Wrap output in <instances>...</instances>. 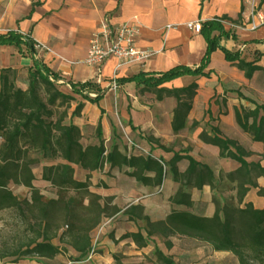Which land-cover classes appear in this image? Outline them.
Segmentation results:
<instances>
[{
	"label": "trees",
	"instance_id": "obj_1",
	"mask_svg": "<svg viewBox=\"0 0 264 264\" xmlns=\"http://www.w3.org/2000/svg\"><path fill=\"white\" fill-rule=\"evenodd\" d=\"M262 1L260 0V4ZM39 3L32 2V11ZM221 19L241 25L243 7L236 19L224 15L214 20L202 21L201 34L208 46L199 67L177 65L159 75L140 72L120 80L134 81L147 89H157L158 99L164 93L175 97L177 106L172 117L174 131L187 127V115L199 87L195 82L188 87L174 89L159 87L160 85L183 75L207 74L204 69L210 61L211 53L218 47L223 50L228 61L234 62L246 72V77H252L256 71L263 69L254 61L241 58L238 52H231L219 42L220 37H230ZM232 35L235 36L234 33ZM10 44L17 46L20 52L25 46L33 55L36 53L37 42L29 32L25 35L14 29L1 32L0 45ZM32 63L27 68L26 88L16 86L15 79L11 76L14 68H3L0 73V211H18L26 234L25 240H19L14 246L0 244V259L10 257L3 264H19L24 258H55L61 254H69V249H72L77 255L69 254L71 261H83L93 251V232L105 217L117 213L120 208L112 204V197H102L90 190L92 182L89 173L85 180L76 179L74 165H80L89 172L102 171L105 163L111 169L117 166L120 169L129 167L130 170L126 171L128 176L146 185L153 180L154 185L160 187L164 164L150 155L133 154L128 157L114 146L112 150L106 149L101 122L96 127L99 142L85 146L82 143L81 128L74 121V118L82 115L84 101L62 91L59 87L62 77L45 62L33 58ZM68 84L73 92L91 103H97L105 94L93 81H70ZM90 91L96 93V96L92 97ZM239 95L242 96L240 92ZM235 116L241 128L251 134L252 140L264 145V106L255 102L253 108H236ZM214 131V136L205 131L200 134V138L204 143L218 147L219 156L240 163L235 171L227 174L231 181L237 182L234 186L236 195L223 201L217 195L214 196L216 209L211 216L190 211V193L185 189L191 184L200 188L208 183L219 193L220 181L216 186L214 183L218 180L212 170L191 156H186L190 165L185 172H176L174 175L181 185L172 197V202L183 203L187 209L173 210L163 220H151L149 216L140 213L139 216L148 222L147 238L143 237L141 231L121 237L132 238L141 248L158 237L164 239L167 247L171 248L173 242L170 238L180 235L209 244L215 251L231 252L240 264H264V208H256L250 203L242 206L250 188L257 186V178L264 177V166L260 161L246 160L254 152L247 150L238 140L223 137L219 131ZM261 155L264 156V152ZM43 158L63 160L45 166L42 173V179L49 181L56 189V196L43 195L38 189L34 190L29 199L14 195L9 184L16 182L26 187L33 186V165ZM182 158L176 154L170 160V165H176ZM148 171L155 173L153 179L145 175ZM259 194L264 196V187L260 188ZM154 251L160 263L175 264L171 256L158 248ZM118 264L123 263L118 261Z\"/></svg>",
	"mask_w": 264,
	"mask_h": 264
},
{
	"label": "crops",
	"instance_id": "obj_2",
	"mask_svg": "<svg viewBox=\"0 0 264 264\" xmlns=\"http://www.w3.org/2000/svg\"><path fill=\"white\" fill-rule=\"evenodd\" d=\"M37 1L40 3L32 11V2ZM259 4L260 1L253 5L252 0H0V28H2L0 33L10 29L19 30L24 35L29 32L37 43L42 42L51 49L35 47L36 53L33 55L25 46L20 52L15 45H0V73L3 68L11 67L14 69L25 68L27 71V68L33 64V58L39 62H45L62 77L59 81L60 89L84 101L85 108L82 116H85L86 111L90 110L93 112L95 120L102 123V128L111 125L109 118L112 115L113 102L117 97L133 99V109L129 118V123H133V126H140L137 121L139 111L142 114L146 113V116L153 117L151 104L146 97L142 98L141 94L137 93L138 89L142 92H147L148 89L138 86L134 81L122 82L121 78H129L140 72L159 75V73L177 65L192 68L200 66L208 43L201 32H194L186 27L187 21L214 20L224 15L236 19L243 7V23L241 25L221 19V23L230 33V37H220L219 42L231 52H238L239 56L246 61H254L263 68L262 70L256 71L252 77H246V72L234 62L228 61L223 50L218 47L211 53L210 61L204 69L207 74L183 75L159 86L168 89L184 88L195 82L199 87L197 94L192 99V108L187 115L186 128L173 130L172 117L177 102L175 97L164 93L162 98H157L158 103H161L157 119L165 118V129L172 132L173 135L169 137L162 131L156 132L157 138L150 137L152 140L151 151L144 148L150 154L142 153L133 146L124 147L117 137L112 135L110 150L114 146L128 157L133 154L150 155L164 164V175L160 187L154 185L153 180L151 184L146 185L136 178L128 176L126 171L130 170L129 167L112 168V178L117 179V184L113 185L111 191L113 194L112 204L120 208L117 213L104 218L113 220L116 218L112 222L114 233L110 237H105L108 242L113 243L112 245L131 243L137 249L134 253L146 252L144 251L145 247H138L132 238L121 237L141 231L143 237L147 238L148 222L139 214L149 216L151 220H163L173 210L187 209L183 203L172 202V197L176 195L181 185L174 175L176 172H185L190 165L186 156H191L195 161L208 166L218 180L214 183L216 186L220 181L219 193L218 190L212 189L208 183L200 188L196 184H191L189 188L185 189L190 193L192 202L190 211L206 217L211 216L216 209L213 201L214 196L219 197L225 192L231 193L226 198L236 195L234 186L237 182L231 181L227 174L235 171L240 163L237 160L219 156L218 147L201 140L202 132L206 131L209 135L214 136L216 134L214 130H217L223 137L238 140L247 150L254 152L246 160L249 162L260 161L264 166V156L261 155L264 152V145L252 140L251 134L241 128L235 116L236 108L248 109L255 106L253 101L252 105L246 104L248 98L257 101L260 105L264 104V0L260 6ZM104 15L111 17L112 22L117 24L135 19L140 24L141 30L136 44L142 48L154 50L165 46L164 49L150 58L151 60L144 67L138 64H129L115 69L117 65L115 58L107 59L97 68L81 63L89 49L91 30L100 19L105 17ZM253 23L257 25V28L251 27ZM167 25H171V27L167 28ZM216 33L218 34V32ZM90 67H94V69L87 73ZM97 70L100 71L97 72ZM70 81L76 83L93 81L105 91V94L97 103H91L72 91L68 84ZM112 82L115 86L121 87L122 91L112 90L110 85ZM131 85L138 88H131ZM239 92L242 96L239 95ZM89 94L92 97L96 96V93L92 91ZM155 94L157 96V89ZM165 100L168 101L169 106L164 103ZM190 131L196 133L195 148L192 143L188 145L184 142V148L181 151L164 147L163 140L174 141L175 137L190 133ZM132 144L137 143L132 141ZM198 148L199 150H197ZM176 154L183 158L172 166L170 160ZM221 164H228L230 167L224 168ZM145 175L153 179L155 173L148 171ZM256 182L257 186L250 188L242 206L250 203L256 208H264V196L259 194L260 188L264 187V177H258ZM99 189L98 184L92 182L90 190L105 197V194ZM125 198L130 201L121 206L119 201ZM106 252L103 258H112L120 253L128 257L134 254L126 252L123 248L118 249V247L115 250L108 249ZM19 264L27 263L22 261Z\"/></svg>",
	"mask_w": 264,
	"mask_h": 264
},
{
	"label": "rangeland",
	"instance_id": "obj_3",
	"mask_svg": "<svg viewBox=\"0 0 264 264\" xmlns=\"http://www.w3.org/2000/svg\"><path fill=\"white\" fill-rule=\"evenodd\" d=\"M259 1L260 0H256V3L258 4ZM104 16L109 17L108 15ZM102 19H100L99 22L92 28L89 39L93 37ZM0 30H2V28H0ZM46 46L48 47V45ZM81 63H83V61H81ZM93 69L94 67H90L87 73H90ZM99 71L100 70H97V72ZM11 76L15 79L16 86L26 88V86L28 85L27 71L25 68L15 69V71L11 73ZM110 85L112 90L122 91L121 87H117L114 85V82H112ZM131 88L137 89L138 87L135 85H131ZM155 91L156 89L153 88L148 89L147 92H142L140 91V89H138L137 91V93L141 94L142 98L146 97L149 104H151L153 114V117L146 116V113L142 114V112L139 111L137 121L140 123V126H133V123H129L131 110L133 109V99L131 97H117L115 99V101L113 102L114 107L112 115L109 118L111 125H107L106 128L104 127L102 133L106 149L110 150L111 148L112 135H115L117 137L118 141L122 144V146H133L135 149L141 151L142 153L145 152L139 148H136L132 144V141L136 142L137 145H139L140 147L151 151L150 143L152 140L150 139V137L157 138L156 132L162 131V133H165L169 137L173 135L172 132L167 131L165 129V118L160 117V119H157V116L160 114L161 103H158ZM252 101L257 103V101L248 98V102L246 104L252 105ZM164 103L169 106L167 100H165ZM73 107L71 108V110H69V112L72 111ZM74 121L78 123L81 128L82 143L85 146H87V144L99 142V137L96 132L98 120H95L93 112H91L90 110L86 111L85 116L81 115L80 117H76L74 118ZM202 121L204 120L202 119ZM195 138L196 133L190 131V133H185L182 136L180 135L175 137L174 141L163 140V145L164 147H171L174 150L181 151L184 148L183 142L188 145L192 143L194 147ZM1 141L2 137H0V143ZM154 148L158 149L159 147ZM197 150H199V148ZM209 155L214 157V155L212 154ZM62 161L63 160L60 158L41 159L38 164L33 165V172L35 174L33 186L26 187L21 183L11 182L8 186L9 189L13 192L14 195H17L19 197H25L28 199L32 198L35 189H38L43 195L45 194L50 197L56 196V189L52 186L49 181L42 179V173L45 166L57 164L58 162ZM222 165L224 166V168L230 167L228 164H221V166ZM74 166V176L76 179L83 180L89 173L91 182L98 184L100 188L99 191L104 193L105 197H113L111 191L113 189V185L117 184V179L112 178V169L109 164L105 163V166L102 171L91 172L84 170L80 165ZM92 188H94V186H92ZM230 195V192H225L222 193L219 197L220 199L224 200ZM129 201L130 200L125 198L121 199L119 202L120 205L123 206L125 204H128ZM114 220L109 218L104 219L102 224L93 232V251L86 260L76 262L71 261L69 254L75 256L77 255V253L74 252L72 249H69V254H63L61 257L58 258L43 259L31 257L24 258L20 262L26 261L27 264H109L108 262H110L111 264H117L118 261H121L122 263L124 262L123 264H130V262L136 260L133 264H162L158 261L156 251H154L155 248H158L163 253L171 256L175 264H240L237 257L234 256L231 252H218L212 249L209 244L207 245L206 243H203L199 240L182 237L180 235L172 236L170 238L173 242V246L171 248L167 247V244L164 239L162 240L158 237H154L153 240L149 241L148 246L145 247L144 251L146 252L134 253V251H137V249L135 248V246H132L131 243L124 242L123 244L119 243L118 246H116L112 245V242H108L106 240V236L110 237L114 233L112 223ZM23 229L24 225L20 221V215L18 211L10 209L0 211V244H8L9 246H14L19 240L24 241L26 234ZM117 247L118 249L123 248L126 252L134 254H132L131 257H128L120 253L112 257L113 259L108 257H105L106 259L103 258L104 255L107 253L106 251L108 249L115 250L117 249ZM116 253L118 252L116 251ZM7 260H10V257L2 260L0 259V264H3Z\"/></svg>",
	"mask_w": 264,
	"mask_h": 264
},
{
	"label": "built area",
	"instance_id": "obj_4",
	"mask_svg": "<svg viewBox=\"0 0 264 264\" xmlns=\"http://www.w3.org/2000/svg\"><path fill=\"white\" fill-rule=\"evenodd\" d=\"M255 3L256 0H252V4L254 5ZM201 26L202 21L200 20H189L186 23V27L194 32H201ZM170 27L171 25H167V28ZM251 27L255 29L257 25L253 23ZM140 33V24L135 19H129L117 24L112 22L111 17L105 16L89 42V49L83 59V63L99 67L107 59L115 58L117 60L115 69L129 64H138L144 67L151 60L150 58L163 50L165 46L158 50L138 46L136 42ZM35 47L51 50L42 42L35 44ZM134 146L150 154L148 150L139 145L134 144Z\"/></svg>",
	"mask_w": 264,
	"mask_h": 264
}]
</instances>
